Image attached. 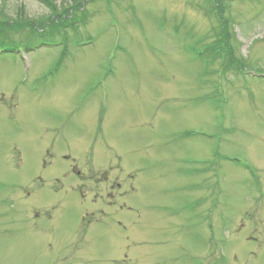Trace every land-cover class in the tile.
I'll return each instance as SVG.
<instances>
[{"label":"rangeland","instance_id":"obj_1","mask_svg":"<svg viewBox=\"0 0 264 264\" xmlns=\"http://www.w3.org/2000/svg\"><path fill=\"white\" fill-rule=\"evenodd\" d=\"M43 1L0 0V264H264V0Z\"/></svg>","mask_w":264,"mask_h":264},{"label":"trees","instance_id":"obj_2","mask_svg":"<svg viewBox=\"0 0 264 264\" xmlns=\"http://www.w3.org/2000/svg\"><path fill=\"white\" fill-rule=\"evenodd\" d=\"M43 1V0H42ZM44 2V1H43ZM45 4H47L46 2H44ZM214 7H216V9L218 10L219 9V5H218V1L215 0L214 2ZM53 8V7H52ZM218 21H219V27H213L212 29V34H213V38H216V42L215 43H212V44H208V45H203L204 46V51L203 52H197L196 55L198 57H201V58H208L210 60H215L217 59L218 57H223L224 59V63L226 64L228 61V58L229 56H233L236 61L235 63L233 64H229V65H233L235 67V69H241V68H245L244 67V61L242 60H239L238 57H236L233 52L231 51L230 47H229V54L226 55V49L221 46V44H223V41H227L229 39V33L226 31L225 29V20H222L223 16L221 13L218 12ZM9 22H12V18H11V21ZM13 23V22H12ZM18 23V22H16ZM19 29V25H13V24H9L6 22H0V40H7L8 38V34L12 31H18ZM6 30L8 31V33H5ZM214 31V33H213ZM210 46V47H209ZM9 48L11 49L13 46L12 45H5V44H2L0 46V48ZM225 49V51H223V49ZM235 53V52H234Z\"/></svg>","mask_w":264,"mask_h":264}]
</instances>
